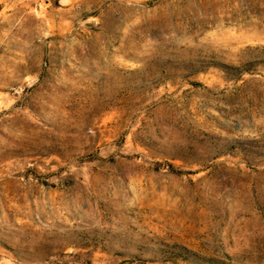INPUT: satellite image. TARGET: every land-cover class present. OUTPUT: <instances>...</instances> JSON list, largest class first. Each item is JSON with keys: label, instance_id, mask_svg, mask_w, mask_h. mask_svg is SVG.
Here are the masks:
<instances>
[{"label": "rangeland", "instance_id": "374dc122", "mask_svg": "<svg viewBox=\"0 0 264 264\" xmlns=\"http://www.w3.org/2000/svg\"><path fill=\"white\" fill-rule=\"evenodd\" d=\"M0 264H264V0H0Z\"/></svg>", "mask_w": 264, "mask_h": 264}]
</instances>
